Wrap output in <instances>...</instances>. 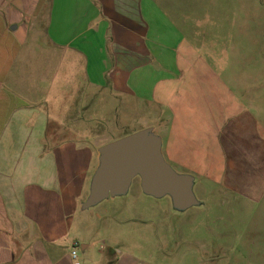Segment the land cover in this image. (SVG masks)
Segmentation results:
<instances>
[{"label": "crops", "instance_id": "crops-1", "mask_svg": "<svg viewBox=\"0 0 264 264\" xmlns=\"http://www.w3.org/2000/svg\"><path fill=\"white\" fill-rule=\"evenodd\" d=\"M192 7L0 0V264H136L104 241L93 257L97 241L85 243L75 220L98 148L111 142L95 134L120 100L142 112L140 130L153 128L165 160L195 182L234 189L246 174L264 176L262 110L206 89L210 72L192 61ZM157 110L165 119L149 121Z\"/></svg>", "mask_w": 264, "mask_h": 264}, {"label": "rangeland", "instance_id": "rangeland-1", "mask_svg": "<svg viewBox=\"0 0 264 264\" xmlns=\"http://www.w3.org/2000/svg\"><path fill=\"white\" fill-rule=\"evenodd\" d=\"M192 1L197 52L191 55L200 73L210 72L206 89L258 106L264 130V0ZM128 105L118 101L117 112L95 135L114 141L139 131L142 112ZM150 107L153 111L155 105ZM165 114L157 110L149 121L161 122ZM251 174L234 189L218 180H197L194 193L202 204L181 213L169 197L143 194L136 178L126 195L109 198L75 220L85 224L80 229L85 243L97 241L90 249L95 258L104 241L136 264H264V176L252 180ZM75 251L81 253L80 246Z\"/></svg>", "mask_w": 264, "mask_h": 264}, {"label": "water", "instance_id": "water-1", "mask_svg": "<svg viewBox=\"0 0 264 264\" xmlns=\"http://www.w3.org/2000/svg\"><path fill=\"white\" fill-rule=\"evenodd\" d=\"M97 152L98 163L82 210L126 195L135 178H139L143 194L155 199L169 197L176 212L202 204L194 193V177L171 167L162 154L161 137L151 127L104 144Z\"/></svg>", "mask_w": 264, "mask_h": 264}, {"label": "built area", "instance_id": "built-area-1", "mask_svg": "<svg viewBox=\"0 0 264 264\" xmlns=\"http://www.w3.org/2000/svg\"><path fill=\"white\" fill-rule=\"evenodd\" d=\"M72 256H73V258L76 257V251L75 250L72 251Z\"/></svg>", "mask_w": 264, "mask_h": 264}, {"label": "flooded vegetation", "instance_id": "flooded-vegetation-1", "mask_svg": "<svg viewBox=\"0 0 264 264\" xmlns=\"http://www.w3.org/2000/svg\"><path fill=\"white\" fill-rule=\"evenodd\" d=\"M136 179V178H135ZM139 179V178H138Z\"/></svg>", "mask_w": 264, "mask_h": 264}]
</instances>
